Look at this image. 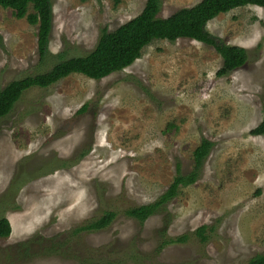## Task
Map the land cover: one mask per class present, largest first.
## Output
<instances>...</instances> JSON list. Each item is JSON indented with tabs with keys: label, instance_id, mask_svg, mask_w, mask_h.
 <instances>
[{
	"label": "rangeland",
	"instance_id": "374dc122",
	"mask_svg": "<svg viewBox=\"0 0 264 264\" xmlns=\"http://www.w3.org/2000/svg\"><path fill=\"white\" fill-rule=\"evenodd\" d=\"M146 0H51L48 56L37 28L0 7V89L83 56L101 30L112 31ZM200 0H161L160 16ZM31 12V8L29 9ZM207 31L247 51L225 76L203 43L156 40L130 66L92 80L69 75L22 93L0 119V264H246L264 252V8L219 14ZM87 104L85 110L81 107ZM211 142L196 182L143 222L124 215L156 202L193 167V151ZM105 229L73 233L105 211ZM207 226L202 243L194 231ZM182 244L159 249L170 237Z\"/></svg>",
	"mask_w": 264,
	"mask_h": 264
},
{
	"label": "trees",
	"instance_id": "16d2710c",
	"mask_svg": "<svg viewBox=\"0 0 264 264\" xmlns=\"http://www.w3.org/2000/svg\"><path fill=\"white\" fill-rule=\"evenodd\" d=\"M118 5L122 0H111ZM255 5L264 8V0H200L191 7L180 8L167 17L160 16L161 0H146L142 10L134 18L118 26L112 31L101 30L94 48L83 56L62 58L58 54V62L42 73L33 74L7 83L0 89V119L5 117L26 90L38 87L47 88L59 80L80 74L92 80H99L111 73L121 71L130 66L141 56L143 48L156 40L174 42L187 38L214 49L221 57V67L216 75L225 76L242 66L247 59V51L239 46L227 45L207 31V23L219 14L227 13L235 8ZM0 7L10 9L17 19H25L29 25L37 28V50L40 60L48 56L47 43L51 29V0H0ZM31 8V12L29 9ZM87 104L81 107L85 110ZM255 136H264V118L249 131ZM211 142L201 140L193 151V167L187 175L177 174L162 193L159 199L150 204L130 206L124 215L139 222L149 218L163 204L169 203L176 195L179 187L196 182L203 160L209 153ZM115 211H105L98 219L77 226L73 233L96 232L107 228L115 219ZM207 226L198 227L193 235L200 242L207 241ZM11 233L8 220L0 217V238H7ZM188 235H179L165 239L159 249L170 244H182ZM246 264H264V252L251 257Z\"/></svg>",
	"mask_w": 264,
	"mask_h": 264
}]
</instances>
